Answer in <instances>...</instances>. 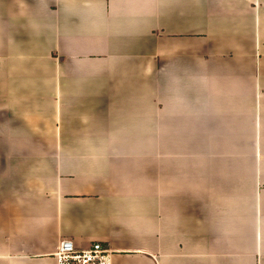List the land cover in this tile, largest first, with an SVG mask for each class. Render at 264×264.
Here are the masks:
<instances>
[{
	"label": "crops",
	"instance_id": "1",
	"mask_svg": "<svg viewBox=\"0 0 264 264\" xmlns=\"http://www.w3.org/2000/svg\"><path fill=\"white\" fill-rule=\"evenodd\" d=\"M264 264V0H0V264Z\"/></svg>",
	"mask_w": 264,
	"mask_h": 264
},
{
	"label": "built area",
	"instance_id": "2",
	"mask_svg": "<svg viewBox=\"0 0 264 264\" xmlns=\"http://www.w3.org/2000/svg\"><path fill=\"white\" fill-rule=\"evenodd\" d=\"M111 249L104 248L99 241L85 248L77 247L68 238L59 240L53 254L56 264H110Z\"/></svg>",
	"mask_w": 264,
	"mask_h": 264
}]
</instances>
